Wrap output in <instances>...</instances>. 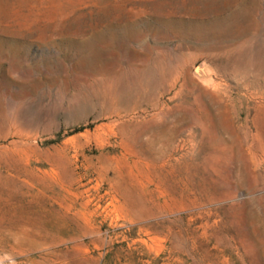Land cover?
Wrapping results in <instances>:
<instances>
[{
    "label": "rangeland",
    "instance_id": "374dc122",
    "mask_svg": "<svg viewBox=\"0 0 264 264\" xmlns=\"http://www.w3.org/2000/svg\"><path fill=\"white\" fill-rule=\"evenodd\" d=\"M0 264H264V0H0Z\"/></svg>",
    "mask_w": 264,
    "mask_h": 264
},
{
    "label": "bare ground",
    "instance_id": "6f19581e",
    "mask_svg": "<svg viewBox=\"0 0 264 264\" xmlns=\"http://www.w3.org/2000/svg\"><path fill=\"white\" fill-rule=\"evenodd\" d=\"M200 72V70H198V72L197 73H199Z\"/></svg>",
    "mask_w": 264,
    "mask_h": 264
}]
</instances>
